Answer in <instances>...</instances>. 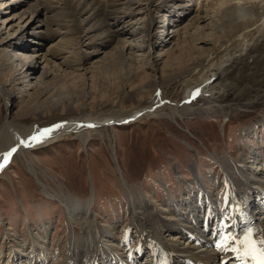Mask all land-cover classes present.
Returning a JSON list of instances; mask_svg holds the SVG:
<instances>
[{"label": "rangeland", "instance_id": "rangeland-1", "mask_svg": "<svg viewBox=\"0 0 264 264\" xmlns=\"http://www.w3.org/2000/svg\"><path fill=\"white\" fill-rule=\"evenodd\" d=\"M50 1L51 10L55 4L53 0ZM1 2L4 4L0 6V12L4 16L0 15V26L3 20L12 19L13 16V26H21L22 22L16 20V12L3 10L7 7L4 5H9L12 1L0 0ZM141 5L143 4L139 3L136 6V12L139 13H136L135 20L125 19L120 28L143 21H138L144 14V6ZM203 5L204 0H185L178 3L173 12L160 9L154 14L155 25L149 42L152 48L148 52V46H143L142 52L145 51L147 56L141 59L149 66L144 67L141 72L143 74L127 88L123 68L115 66L111 57L113 46L96 52L80 48V54L92 56L84 62V66H76L71 71L60 65L61 60L53 59L56 55L48 54L52 43L47 44L41 53L48 51V59L60 65L61 73L65 70L70 76L66 74L68 77L64 79L61 74L62 77L55 83L52 79L57 71H49L52 75L48 77L47 84L34 86L32 80L29 84L33 87L11 82L15 69L4 67L2 53L6 51L0 47V82L4 85L12 83L13 93L12 104L7 108L5 99L0 98V131L6 122H11L22 136H27L66 122L82 118H111L147 106L160 90L171 87L173 81L185 76L183 71L174 67L178 62L169 61L172 55L167 56L166 51L177 48L179 41L186 40L183 47L193 48L192 56L202 60L212 49L213 45L204 43H212V37L207 34L208 21L197 24L199 32L201 29L205 31L199 36L195 33L196 30H191L188 34L190 38L182 36L178 41L173 38L174 30H182L189 18L195 15V10L203 8ZM54 13L51 10L48 16L54 17ZM73 16L70 9L62 8L60 15L55 18V25L58 21L59 24L74 29L77 24ZM167 25L176 27L167 31ZM63 30L66 29L61 32ZM71 30L65 36L66 42L63 44V47L68 48L67 52L76 50L74 40L78 35ZM59 38L53 44L61 40ZM191 39L193 42L190 46ZM24 41L31 43L36 40L25 38L23 43ZM58 55L60 58L65 56L64 53L57 54V58ZM183 56L182 59H185L184 54ZM195 64L197 62L190 68ZM171 66L173 69L170 72L168 69ZM40 73L39 70L35 74L36 78ZM36 110L39 112L36 113ZM262 122L263 108L250 112L220 113L217 116L169 117L145 113L133 123L124 126L113 124L100 134L89 132L90 138L86 145L74 135H68L44 148L24 152L22 156L14 155L0 176V252L6 251L7 254L8 250L16 249L20 242L32 247L33 241L47 237L46 254L52 258L48 264H57L64 258L69 239L72 236L76 241L82 239L83 226L72 220L59 199L44 194L43 186L55 192L54 194L68 195L80 204L93 197L92 212L96 231L101 229L107 233L109 229L116 227L115 237L120 242V252H125V257L130 252V255L139 258L141 255L136 253L139 249L138 232L131 224L128 204L130 193L138 202H150L159 216L166 213L175 218L169 211L186 207L183 199L192 196L194 200L195 196L203 195V189L206 188L216 201V213L222 216L223 211L231 208L232 203L229 202L227 208L223 207L225 201L222 186L226 185V176L221 163L226 160L234 163L242 156L249 155L254 157L260 168H264ZM193 169H196L198 177L192 176ZM252 199L256 203L262 202L259 196H253ZM7 236L10 239L5 241ZM219 243L220 241L217 242ZM152 247L154 251V245ZM151 251L152 248L142 250V264L149 261ZM33 256H39L41 264H45L44 251L39 249L30 255L26 254L25 258L14 264H39V261H34ZM117 264L122 263L118 260Z\"/></svg>", "mask_w": 264, "mask_h": 264}, {"label": "bare ground", "instance_id": "bare-ground-1", "mask_svg": "<svg viewBox=\"0 0 264 264\" xmlns=\"http://www.w3.org/2000/svg\"><path fill=\"white\" fill-rule=\"evenodd\" d=\"M11 1L9 5L5 3L4 6L7 7L3 10L16 12V20L22 22L21 26L14 27L13 16L12 19L3 20L0 26V47L6 51L2 53V63L4 67L15 69L11 82L31 87L32 84L29 83L34 80V86H39L49 81L48 77L52 75L49 71H57L55 81L52 79V82L57 83L62 77L61 74L64 79L69 75L64 72L65 70L61 73L60 65L72 71L75 70L74 67L81 68L84 62L90 60L92 55L80 54V48L96 52L98 49L113 46L111 57L114 59V65L121 66L124 70L126 88L143 74L141 72L144 67L149 66L141 59L147 56L145 51L142 52L143 46H148V52L152 48L149 42L155 25L154 14L160 9L164 12H173L178 3L185 2V0H53L55 5L51 10L55 13L54 17H51L48 16L51 11L50 0H22V3L21 0ZM139 3L144 6L142 10L144 14L138 21L141 19L143 21L120 28L125 19L135 20L136 13H139L136 12ZM3 4L1 2L0 6ZM65 7L75 16L73 17L77 26L71 28L72 30L58 21L55 25L56 16L58 17ZM194 14L182 30H174L173 38L177 41L182 36L190 38L188 34L191 30H196L197 35L205 32L203 29L199 32L197 24L208 21L207 34L208 37H212V43L206 41L204 43L213 45L212 49L202 60L192 56L193 48L183 47L186 40L179 41L177 48L173 47L166 51L167 56L172 55L169 61L178 62L179 64L174 67L180 72L183 71L185 76L170 83L171 87L167 86L169 88L160 90L147 106L135 108L116 117H97L93 120L82 118L57 125L59 127H51L49 129L53 130L50 135L39 143L30 138L41 131L22 136L13 123L6 122L0 131V153L15 148L16 151L10 158L12 159L14 155L22 156L24 152L44 148L68 135H74L86 145L90 133L100 134L103 129L112 127L113 124L124 126L133 123L145 113L192 117L264 109V0H204L203 8H197ZM0 15L4 16L1 12ZM169 26L165 27L167 31L176 27ZM64 28L66 30L61 32ZM68 29L78 35L74 40L76 50L70 52L66 51L67 47H63ZM167 36L168 32L165 39ZM59 37L61 40L53 44ZM25 38L36 41L23 43ZM192 42L193 39L189 43L190 46ZM49 43L52 45L48 49L50 50L48 54L56 55L52 58L61 60L60 65L48 59V51L41 53L44 46ZM18 52L25 55H19ZM62 53L65 56L60 58L58 55L57 58V54ZM183 54L185 59H182ZM194 62L197 64L191 69L190 66ZM172 69L171 66L168 70L171 72ZM39 70L41 73L36 78L35 74ZM11 86L12 83L4 85L0 82V98L5 99L6 108L12 104ZM231 97L233 98L230 99ZM69 102L72 103L70 100ZM37 112L39 111L36 110ZM87 131L90 133H86ZM221 165L226 176V185L222 186L225 201L223 207L227 208V204L232 203L231 208L224 210L222 216L216 213V201L206 188L203 189V195L195 196L194 200L192 196L183 199L186 207L169 211L176 216L175 218L169 217L166 213L159 216L152 205L150 206V202H138L130 193L128 204L131 224L137 229L139 237V249L136 253L142 256V250L152 248L149 252V261L144 264H251L248 258L241 257L231 250L236 246L231 241L224 248H218L217 242L221 241L218 237L222 238L227 234L241 237L248 229L252 230L254 240L264 239V168H260L254 157L249 155L242 156L234 163L229 160L223 161ZM4 170L5 167L0 170V176ZM191 173L193 177L199 175L196 169L191 170ZM202 177L204 179V176ZM42 189L47 196L59 199L72 220L83 226L82 239L76 241L72 236L64 258L57 264H107L114 260H119L122 264H142L141 259L133 257L130 252L127 257L123 255L125 252H120L122 251L120 242L115 237L116 227L109 229L107 233L101 229L98 230L99 233L96 231L92 212L93 197L80 204L68 195L54 194L55 192L43 186ZM253 196H259L262 202H254ZM46 238L33 241L32 247L20 242L16 249L8 250L7 254L6 251H1L0 264H14L37 249L44 251V263L48 264L52 258L46 254L48 251ZM9 239L8 236L4 238L5 241ZM33 258L35 262L39 261L41 264L39 256Z\"/></svg>", "mask_w": 264, "mask_h": 264}, {"label": "snow or ice", "instance_id": "snow-or-ice-1", "mask_svg": "<svg viewBox=\"0 0 264 264\" xmlns=\"http://www.w3.org/2000/svg\"><path fill=\"white\" fill-rule=\"evenodd\" d=\"M52 130L53 129H44L37 135L31 137L30 139L39 143L43 139L48 137ZM15 151L16 149L13 148L8 152L0 153V157H2V159H0V170L7 166V164L10 162L11 156ZM252 237L253 234L251 229H248L241 237H236L231 234H227L222 236L221 241L217 245V247L224 248L231 241L233 244L236 245L231 249L233 252L238 253L241 257L248 258L251 261V264H264V239L257 241L254 240Z\"/></svg>", "mask_w": 264, "mask_h": 264}]
</instances>
